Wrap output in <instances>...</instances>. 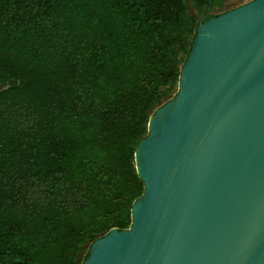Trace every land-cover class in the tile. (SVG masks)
I'll return each mask as SVG.
<instances>
[{
    "label": "trees",
    "instance_id": "16d2710c",
    "mask_svg": "<svg viewBox=\"0 0 264 264\" xmlns=\"http://www.w3.org/2000/svg\"><path fill=\"white\" fill-rule=\"evenodd\" d=\"M225 2L0 0V264H83L130 228L150 116Z\"/></svg>",
    "mask_w": 264,
    "mask_h": 264
},
{
    "label": "water",
    "instance_id": "95a60500",
    "mask_svg": "<svg viewBox=\"0 0 264 264\" xmlns=\"http://www.w3.org/2000/svg\"><path fill=\"white\" fill-rule=\"evenodd\" d=\"M203 20L137 147L131 226L83 264H264V0Z\"/></svg>",
    "mask_w": 264,
    "mask_h": 264
},
{
    "label": "rangeland",
    "instance_id": "374dc122",
    "mask_svg": "<svg viewBox=\"0 0 264 264\" xmlns=\"http://www.w3.org/2000/svg\"><path fill=\"white\" fill-rule=\"evenodd\" d=\"M252 1H254V0H226V2L224 4V7L221 10H215L213 12V14L221 15V14L226 13L228 11H231V10H234L236 8H239V7H241V6L245 5V4H248V3L252 2ZM166 103H168V102H166ZM166 103H163L162 105H160L159 108L162 107L163 105H165ZM79 104L81 105L82 109H84V110L87 109L88 104H87L86 100L80 99L79 100Z\"/></svg>",
    "mask_w": 264,
    "mask_h": 264
},
{
    "label": "flooded vegetation",
    "instance_id": "af4514ba",
    "mask_svg": "<svg viewBox=\"0 0 264 264\" xmlns=\"http://www.w3.org/2000/svg\"><path fill=\"white\" fill-rule=\"evenodd\" d=\"M205 17V16H204Z\"/></svg>",
    "mask_w": 264,
    "mask_h": 264
}]
</instances>
